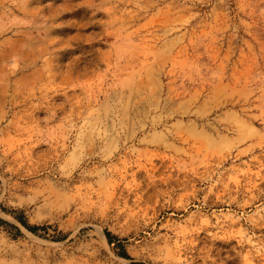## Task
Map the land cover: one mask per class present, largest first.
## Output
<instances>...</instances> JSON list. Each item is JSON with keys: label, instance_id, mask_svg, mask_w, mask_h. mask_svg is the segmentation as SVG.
I'll use <instances>...</instances> for the list:
<instances>
[{"label": "rangeland", "instance_id": "rangeland-1", "mask_svg": "<svg viewBox=\"0 0 264 264\" xmlns=\"http://www.w3.org/2000/svg\"><path fill=\"white\" fill-rule=\"evenodd\" d=\"M0 264H264V0H0Z\"/></svg>", "mask_w": 264, "mask_h": 264}, {"label": "trees", "instance_id": "trees-1", "mask_svg": "<svg viewBox=\"0 0 264 264\" xmlns=\"http://www.w3.org/2000/svg\"><path fill=\"white\" fill-rule=\"evenodd\" d=\"M29 229H32V228H29Z\"/></svg>", "mask_w": 264, "mask_h": 264}]
</instances>
